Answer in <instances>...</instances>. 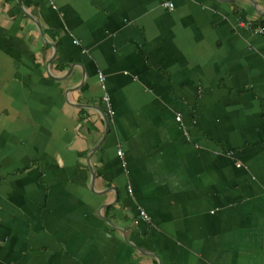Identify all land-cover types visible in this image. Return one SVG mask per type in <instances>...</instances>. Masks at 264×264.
<instances>
[{
    "label": "crops",
    "instance_id": "0c3cea01",
    "mask_svg": "<svg viewBox=\"0 0 264 264\" xmlns=\"http://www.w3.org/2000/svg\"><path fill=\"white\" fill-rule=\"evenodd\" d=\"M263 16L0 0V264H264Z\"/></svg>",
    "mask_w": 264,
    "mask_h": 264
},
{
    "label": "built area",
    "instance_id": "2783aa9c",
    "mask_svg": "<svg viewBox=\"0 0 264 264\" xmlns=\"http://www.w3.org/2000/svg\"><path fill=\"white\" fill-rule=\"evenodd\" d=\"M166 6H168L170 9H172V7H173L172 3H166ZM255 32L258 33V34H264V27H257L255 29ZM98 80L100 81L101 89L103 91L102 96H101V101L105 105V107L107 109V113L111 114L110 101H109V97H108L107 93L105 92V86L103 84V81H104L103 76L102 75H98ZM177 120L179 121V117H177ZM139 218L145 220L146 222L149 221V219H148V217H147V215L145 214L144 211H140L139 212Z\"/></svg>",
    "mask_w": 264,
    "mask_h": 264
},
{
    "label": "trees",
    "instance_id": "16d2710c",
    "mask_svg": "<svg viewBox=\"0 0 264 264\" xmlns=\"http://www.w3.org/2000/svg\"><path fill=\"white\" fill-rule=\"evenodd\" d=\"M240 18L242 19V16H240ZM255 25L259 27H264V16L259 18V20L257 21Z\"/></svg>",
    "mask_w": 264,
    "mask_h": 264
}]
</instances>
